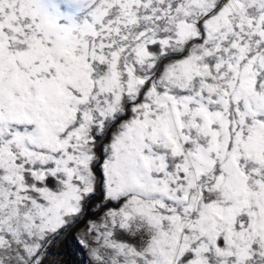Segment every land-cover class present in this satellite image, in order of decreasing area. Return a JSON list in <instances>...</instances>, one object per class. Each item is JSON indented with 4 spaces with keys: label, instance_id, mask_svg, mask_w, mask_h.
<instances>
[{
    "label": "snow or ice",
    "instance_id": "6c2138e0",
    "mask_svg": "<svg viewBox=\"0 0 264 264\" xmlns=\"http://www.w3.org/2000/svg\"><path fill=\"white\" fill-rule=\"evenodd\" d=\"M61 238L264 264V0H0V264Z\"/></svg>",
    "mask_w": 264,
    "mask_h": 264
},
{
    "label": "rangeland",
    "instance_id": "374dc122",
    "mask_svg": "<svg viewBox=\"0 0 264 264\" xmlns=\"http://www.w3.org/2000/svg\"><path fill=\"white\" fill-rule=\"evenodd\" d=\"M52 251L53 264H86V254L82 255L70 238H61Z\"/></svg>",
    "mask_w": 264,
    "mask_h": 264
}]
</instances>
